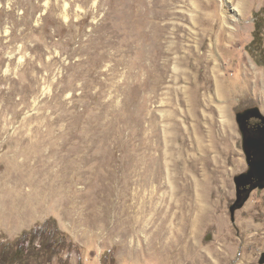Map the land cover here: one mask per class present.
Masks as SVG:
<instances>
[{
  "label": "rangeland",
  "instance_id": "obj_1",
  "mask_svg": "<svg viewBox=\"0 0 264 264\" xmlns=\"http://www.w3.org/2000/svg\"><path fill=\"white\" fill-rule=\"evenodd\" d=\"M256 71L264 0H0V264H264V188L231 212Z\"/></svg>",
  "mask_w": 264,
  "mask_h": 264
},
{
  "label": "bare ground",
  "instance_id": "obj_2",
  "mask_svg": "<svg viewBox=\"0 0 264 264\" xmlns=\"http://www.w3.org/2000/svg\"><path fill=\"white\" fill-rule=\"evenodd\" d=\"M214 29V28H213ZM99 44V43H98ZM97 46V45H96ZM105 46V44H103V47ZM100 47V46H98ZM97 47V48H98ZM96 48V49H97ZM100 49V48H99ZM202 49V48H201ZM200 49V50H201ZM98 50V49H97ZM200 50L198 49V51H193V52H190L189 50V54H188V57L187 59L189 60H194L197 62L196 65H194L195 68H197L198 66H201L203 65L204 67V72L202 74V77L204 78V80L206 81L205 82H198L197 85H196V88H197V94H202L204 92V95H206V93L209 91V86H208V79L210 78H213L214 79V87H216V91H217V95L220 97V100L221 101H226L227 99V95L225 93V87H224V83L222 81V79L224 78V74H216L217 71H220L219 69V66L217 64L214 63V58H212V56H210V59L207 58L206 54L205 53H200ZM112 56H117L116 54H112ZM219 69V70H217ZM255 76H256V81H254V85H255V88L257 90V92H259L260 96L264 99V82H263V87L260 89L259 86H260V79H258V77L260 76V73L258 71H256L255 73ZM203 100V99H202ZM209 102V101H208ZM205 103V102H204ZM221 111V110H220ZM207 114V113H206ZM223 117V116H222ZM97 130V129H96ZM94 132V131H93ZM196 132V131H195ZM75 139V138H74ZM73 139V140H74ZM191 139V138H190ZM202 139V138H201ZM72 142V141H71ZM199 142V141H198ZM202 142V141H201ZM74 143V141H73ZM200 143V142H199ZM93 144V143H92ZM183 145H186L185 141L182 143ZM202 144V143H201ZM95 145V144H94ZM182 145V146H183ZM200 146V145H199ZM203 146V144L201 145ZM197 148V147H196ZM91 149V148H90ZM189 150H187L186 147H184V153H188ZM186 155V154H185ZM95 156V155H94ZM189 156V155H188ZM194 156V155H193ZM193 159V158H192ZM190 160L191 163H196L195 160ZM213 161V160H212ZM186 163V162H185ZM190 164V163H189ZM214 164V163H212ZM219 165V164H217ZM216 166V165H214ZM219 169H223V172H225V167L223 165H219ZM217 168V167H216ZM198 181V180H197ZM199 184V183H198ZM199 187V186H198ZM160 227V226H159ZM165 227V226H164ZM167 228V227H166ZM160 230V228H158ZM162 229V228H161ZM182 229V228H181ZM158 230V231H159ZM157 231V232H158ZM183 231V229H182ZM182 231H178L177 234H175L174 232L173 233H170V235L168 237H165L163 234H162V237H160L159 239V242L161 244V247L163 249H167L169 250V255H174L173 257L177 258L176 261L180 258V256L184 253V254H187V255H192L195 250H196V246L195 245H191L188 240H187V236H188V233H185V232H182ZM156 232V233H157ZM161 232V231H160ZM158 237V236H157ZM177 237L181 238L183 241L182 242H179V243H176V239ZM170 240L172 243V246L169 247V246H166V242L165 241H168ZM155 241V240H153ZM152 241V242H153ZM151 242V243H152ZM158 242V243H159ZM149 244V243H148ZM155 244V243H154ZM152 245V244H150ZM149 245V246H150ZM148 246V247H149ZM155 246V245H154ZM160 246V245H159ZM152 248V247H151ZM154 248V247H153ZM148 249V248H147ZM156 249V248H155ZM154 249V250H155ZM158 249V248H157ZM156 249V250H157ZM161 249V248H160ZM155 250V251H156ZM148 251V250H147ZM164 251V250H163ZM158 252V251H157ZM161 252V251H160ZM219 252V251H218ZM163 253V252H162ZM150 254V253H149ZM158 254V253H156ZM163 255V254H162ZM165 255V253H164ZM159 256H160V253H159ZM166 256V255H165ZM145 257V256H144ZM163 257V256H162ZM194 257V256H193ZM168 258V257H167ZM145 259V258H144ZM166 260V259H165ZM181 260V259H180ZM170 262V261H169ZM181 262V261H180ZM185 264V263H184ZM209 264V263H208Z\"/></svg>",
  "mask_w": 264,
  "mask_h": 264
},
{
  "label": "water",
  "instance_id": "obj_3",
  "mask_svg": "<svg viewBox=\"0 0 264 264\" xmlns=\"http://www.w3.org/2000/svg\"><path fill=\"white\" fill-rule=\"evenodd\" d=\"M257 110V109H256ZM253 111V109L244 111L237 115V121L242 134L243 151L246 156V162L248 165V171L240 174L235 178L237 200L235 205L231 208V212L234 216V212L242 208L251 194L256 189L264 188V129H259L254 132H250L249 136H246L242 129V118H246ZM259 113L260 111L257 110ZM261 116L264 117L261 113ZM248 137V138H247ZM242 185L250 186L243 193L240 191ZM235 220L233 219V222Z\"/></svg>",
  "mask_w": 264,
  "mask_h": 264
},
{
  "label": "flooded vegetation",
  "instance_id": "obj_4",
  "mask_svg": "<svg viewBox=\"0 0 264 264\" xmlns=\"http://www.w3.org/2000/svg\"><path fill=\"white\" fill-rule=\"evenodd\" d=\"M253 110H255V111H253L249 116L241 119L242 129H243L244 133L246 134V136H249L250 132H254V131H257L259 129H264V117L261 116V112L259 113L256 109H253ZM262 115L264 116L263 113H262ZM247 171H248V165H247V170L245 172H247ZM245 172H243V173H245ZM249 187L250 186L242 185L240 187V191L243 193V191Z\"/></svg>",
  "mask_w": 264,
  "mask_h": 264
},
{
  "label": "trees",
  "instance_id": "obj_5",
  "mask_svg": "<svg viewBox=\"0 0 264 264\" xmlns=\"http://www.w3.org/2000/svg\"><path fill=\"white\" fill-rule=\"evenodd\" d=\"M38 233H39V231L38 232L37 231L25 232L22 237L23 238H26L27 235H32L33 236L31 238V240H32L33 238L36 239ZM23 251H24L23 248H18L16 250V252H15L16 254H14L12 256V258H10V262H13L14 263V262H18L19 260H21L22 257L24 256V252Z\"/></svg>",
  "mask_w": 264,
  "mask_h": 264
}]
</instances>
